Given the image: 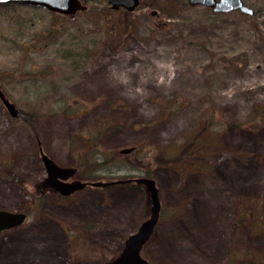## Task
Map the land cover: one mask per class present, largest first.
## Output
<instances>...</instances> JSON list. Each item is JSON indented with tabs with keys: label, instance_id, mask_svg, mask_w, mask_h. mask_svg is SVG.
Masks as SVG:
<instances>
[{
	"label": "rangeland",
	"instance_id": "1",
	"mask_svg": "<svg viewBox=\"0 0 264 264\" xmlns=\"http://www.w3.org/2000/svg\"><path fill=\"white\" fill-rule=\"evenodd\" d=\"M80 1L87 9L73 16L0 6L1 88L28 122L0 102V210L26 214L0 233V264H106L148 217L147 193L133 184L98 189L95 202L79 192L40 194L38 149L77 170L88 143L104 155L164 147L187 112L205 110L216 121L207 170L154 169L162 215L143 256L150 264H264V226L241 213L244 205L264 213V0H243L252 17L202 6L163 11L157 0H139L133 12ZM173 95L191 106L161 116ZM67 106L76 111L63 114ZM97 174L92 182L137 178ZM160 242L181 256L159 253Z\"/></svg>",
	"mask_w": 264,
	"mask_h": 264
},
{
	"label": "trees",
	"instance_id": "2",
	"mask_svg": "<svg viewBox=\"0 0 264 264\" xmlns=\"http://www.w3.org/2000/svg\"><path fill=\"white\" fill-rule=\"evenodd\" d=\"M163 11L171 10L178 11L187 8L189 5L186 0H157ZM172 17V16H168ZM166 105V106H164ZM161 107L160 115L163 117H173L187 112L191 106V102L186 98L179 96H172L170 100L164 103ZM63 114L68 115L72 111H76L72 106H67ZM212 110H205L203 113L187 112L184 115L183 130L164 147H150V146H134V150L126 155H121L118 152H107L104 155L93 149L92 144H87L86 152L78 160L77 179L83 182H90L97 178V173L102 172L107 175L111 172L126 171L133 172L137 178L153 179V171L155 168H176V170L184 171H206L207 164L211 159V148L215 146L213 127L216 121L211 114ZM75 115L77 112L74 113ZM55 114H51L54 116ZM118 157H122V161L116 165H110L109 162L114 161ZM112 169V170H111ZM106 176V175H103ZM130 177H127L128 179ZM251 205H244L242 207V216L247 218L252 224L259 223L264 226V213L252 214ZM248 210V212H247ZM162 212L160 211V218ZM159 218V221H160ZM158 221V223H159ZM157 223V225H158ZM156 225V227H157ZM68 238L73 240L71 233H67ZM76 259H74L75 263ZM227 264H233L229 259Z\"/></svg>",
	"mask_w": 264,
	"mask_h": 264
},
{
	"label": "water",
	"instance_id": "3",
	"mask_svg": "<svg viewBox=\"0 0 264 264\" xmlns=\"http://www.w3.org/2000/svg\"><path fill=\"white\" fill-rule=\"evenodd\" d=\"M189 6H202L210 9L216 14L240 12L245 16L252 17L254 12L243 3V0H186ZM21 5L41 7L51 13L63 16H73L76 13L84 12L87 7L80 0H0V6ZM108 6L118 11L124 9L126 12H133L139 5V0H107ZM154 14V12H152ZM0 101L11 118L19 115L18 109L9 102L0 87ZM27 120V119H26ZM133 147L123 148L120 154H129ZM42 161L45 178L43 183L60 197H69L72 194L83 190L86 186L94 188H105L111 185L134 183L144 188L148 197V217L139 225L137 230L124 241L121 252L111 260L110 264H149L141 257L142 249L153 234L154 228L159 220L160 201L158 189L152 179L135 178L115 181H97L85 183L78 180H71L76 174L75 168L58 166L52 159L39 151ZM26 219L25 213L0 210V232L20 226Z\"/></svg>",
	"mask_w": 264,
	"mask_h": 264
},
{
	"label": "crops",
	"instance_id": "4",
	"mask_svg": "<svg viewBox=\"0 0 264 264\" xmlns=\"http://www.w3.org/2000/svg\"><path fill=\"white\" fill-rule=\"evenodd\" d=\"M111 188H114V186H112ZM98 189H95V188H88V189H85L83 190V192H79L80 194H84L83 196V199L84 198H88L89 201H94L97 200V196L95 195V192L97 191ZM122 192V191H120ZM78 193V194H79ZM121 195V199H127V202H131L132 201V196H129V195H126V194H120ZM101 201H102V198H101ZM123 203V202H121ZM98 215H102V216H105L103 215V213L100 211V210H96ZM149 242V241H148ZM162 243H165V242H160L159 243V247H160V252L159 253H163V254H166V255H173V256H181V255H176L178 252L177 250H175V247L174 249L168 245H165V244H162ZM148 244V243H147ZM146 244V245H147ZM152 254V253H151ZM191 262V261H190Z\"/></svg>",
	"mask_w": 264,
	"mask_h": 264
},
{
	"label": "flooded vegetation",
	"instance_id": "5",
	"mask_svg": "<svg viewBox=\"0 0 264 264\" xmlns=\"http://www.w3.org/2000/svg\"><path fill=\"white\" fill-rule=\"evenodd\" d=\"M0 87H1V83H0ZM1 90H2V88H1ZM6 97V96H5ZM7 99V98H6ZM8 100V99H7ZM9 101V100H8ZM1 102V101H0ZM10 102V101H9ZM1 104H2V102H1ZM2 106H3V104H2ZM3 108H4V106H3ZM5 109V108H4ZM6 111V110H5ZM19 111V115H18V117H16V118H11L9 115V117L11 118V119H13V120H21V121H24L26 124H28V122H27V120L25 119V117L22 115L23 113L21 112V110H18ZM7 112V111H6ZM8 114V113H7ZM39 151H40V149H38V153H39ZM44 180V179H43ZM43 180L42 181H40L38 184H37V187L40 189V194H42V195H53L54 197H58V199L59 200H61L62 199V197H59V195H57L56 193H54L50 188H48L44 183H43ZM75 195V194H74ZM73 195V196H74ZM63 199H66V198H63ZM8 230H10V229H8ZM8 230H4V231H1L0 233H2V232H6V231H8ZM121 252V251H120ZM142 257L146 260V261H148V263H150L149 262V260L148 259H146L144 256H143V253H142ZM110 263V261H107L106 262V264H109Z\"/></svg>",
	"mask_w": 264,
	"mask_h": 264
}]
</instances>
